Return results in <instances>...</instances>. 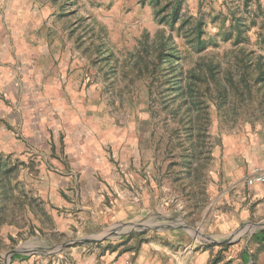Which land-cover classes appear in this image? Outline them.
<instances>
[{"label":"rangeland","instance_id":"1","mask_svg":"<svg viewBox=\"0 0 264 264\" xmlns=\"http://www.w3.org/2000/svg\"><path fill=\"white\" fill-rule=\"evenodd\" d=\"M171 50L178 60L167 59ZM258 58L264 62V0H0V80L18 78L24 94L53 106L63 98L70 117L105 142L115 178L102 180L105 203L125 198L145 206L134 220L88 237L164 224L185 238L180 264L196 263L199 252L208 254L202 264H264V241L252 239L264 230V215L238 191L249 185L241 156L264 133ZM231 74L249 87L242 98L230 89L223 105L215 98L218 80ZM179 77L201 94L204 132H192L170 89ZM16 122L7 127L8 141L23 143L21 152L3 153L0 134V264L7 252L95 242L51 232L53 206L37 194L36 181L40 172L59 174L65 161L53 147L34 146ZM57 139L62 152L63 136Z\"/></svg>","mask_w":264,"mask_h":264},{"label":"crops","instance_id":"2","mask_svg":"<svg viewBox=\"0 0 264 264\" xmlns=\"http://www.w3.org/2000/svg\"><path fill=\"white\" fill-rule=\"evenodd\" d=\"M6 76L7 79L0 80V92L9 94L15 103L10 106L4 102V99L0 100L2 152L12 154L15 151L21 152L24 148L21 142L15 144L13 141H8L7 127L10 128L16 119V126L32 138L31 142L34 146H41L44 150L46 147H53V155L65 161V166L55 169L59 174L46 171L41 175L40 172L37 176L40 179L36 181L37 194L46 200L49 210L53 206L50 212L55 218L51 232L54 231L57 238L64 234L72 235L74 232L88 237L95 230L98 233L104 225H121L134 220L145 208L140 202L134 204L125 198H118V203L115 204L111 201L106 204L104 201L103 189L106 185L102 180L110 183L115 180L108 163L104 140L94 136L92 130H89L78 116L70 117L71 114L66 112L63 106V98L57 97L58 101H55L53 106L49 99L36 98L28 92L24 94V87L17 82L18 78L10 79L9 75ZM56 81L58 88L61 86L60 80L56 79ZM23 96L28 97V101L22 105ZM43 102L46 109L42 111L39 108L43 107L41 106L44 105ZM50 112L59 116L51 121L47 115ZM60 134L63 136L62 152L59 151L60 142L57 139ZM246 151L240 161L243 168L247 166L243 173L251 166L264 165V133L257 136L256 145ZM132 160L136 162L135 158ZM240 188L238 189L240 196L243 199L247 197L248 203L255 204L254 208L258 214L264 215V183L243 184ZM147 192L145 188L146 202L151 201ZM74 194L79 196V200L73 199ZM156 225L154 226L153 223L146 225L145 230L140 232L110 229L98 238L88 237V240L96 239V241L87 243L86 247L75 246L55 250V247L36 246L29 247L27 252H7L4 264H55V260L58 259H61V264H180L179 242L185 241L184 236L178 229L159 223ZM255 235L257 236L258 232H253V236ZM47 236L50 238V235ZM261 240L264 241L263 238ZM59 245L61 243L57 246ZM243 253L244 257L248 254L246 250ZM207 255L205 252H199L196 263L192 261L191 263L202 264L201 259ZM0 256L3 254L0 253Z\"/></svg>","mask_w":264,"mask_h":264},{"label":"trees","instance_id":"3","mask_svg":"<svg viewBox=\"0 0 264 264\" xmlns=\"http://www.w3.org/2000/svg\"><path fill=\"white\" fill-rule=\"evenodd\" d=\"M174 12H176V9H174ZM175 17V15L173 16V18ZM239 34L241 35L242 32L241 30H239ZM168 45H170V42L172 41L171 38H168ZM156 47V46H155ZM162 47V46H161ZM173 50H171V54L167 55V59L170 60V62L172 61V59H179V56L177 54L174 55V53L172 52ZM175 51V49H174ZM160 54V53H159ZM250 59V58H249ZM260 58H258L256 60V63L254 64L255 66H260L259 70V78L261 83H264V62H260ZM263 64V65H262ZM262 66V67H261ZM197 80L199 79V77H196ZM242 81H245V79H243ZM189 81H186V85L182 84V78H176L175 81V85L173 87H171L170 89L173 90V92H175L176 97H179L182 101V104L185 108H184V115L187 117V122L190 128H192V132L194 130H198V132H204L205 131V125L207 124L205 122V116L204 114H201V112L203 113L202 110H204L203 108V101L201 99V94L196 92V86H192L188 84ZM220 88H219V87ZM218 86H217V94L215 95V98L217 99V97L223 102H225V99L227 98V95L230 91V89L232 90H236V92H238L241 95V98L245 96V89L244 88H248L249 86L245 85L243 82H241V80H234L233 75L231 74V76L228 78V81H222V80H218ZM207 90H209V87H206ZM201 114V116L203 117V120H199V115ZM204 126V127H203ZM198 127V128H197ZM189 128V135L192 136V134H190L191 129ZM193 138V136H192ZM193 152V150H191ZM191 155V152H190ZM193 157V155H192ZM261 235V236H260ZM264 239V230L261 231L260 233L258 232V235L256 236H252L253 241H255L256 243L262 241L261 239Z\"/></svg>","mask_w":264,"mask_h":264},{"label":"built area","instance_id":"4","mask_svg":"<svg viewBox=\"0 0 264 264\" xmlns=\"http://www.w3.org/2000/svg\"><path fill=\"white\" fill-rule=\"evenodd\" d=\"M245 180L249 185L253 184H263L264 183V165H254L252 166L246 176Z\"/></svg>","mask_w":264,"mask_h":264}]
</instances>
